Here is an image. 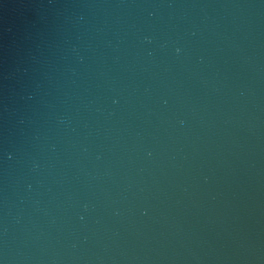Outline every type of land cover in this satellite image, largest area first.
<instances>
[{"label":"water","instance_id":"obj_1","mask_svg":"<svg viewBox=\"0 0 264 264\" xmlns=\"http://www.w3.org/2000/svg\"><path fill=\"white\" fill-rule=\"evenodd\" d=\"M0 261L264 264V0H0Z\"/></svg>","mask_w":264,"mask_h":264},{"label":"clouds","instance_id":"obj_2","mask_svg":"<svg viewBox=\"0 0 264 264\" xmlns=\"http://www.w3.org/2000/svg\"><path fill=\"white\" fill-rule=\"evenodd\" d=\"M148 42H150V41H148ZM176 52H177V54H179V52H180V49H179V48H177V49H176ZM0 264H4V261H0Z\"/></svg>","mask_w":264,"mask_h":264}]
</instances>
